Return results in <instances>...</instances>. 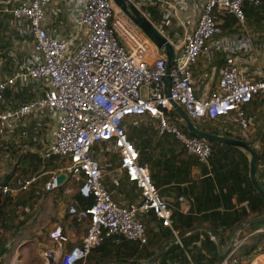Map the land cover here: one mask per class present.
<instances>
[{
  "label": "built area",
  "instance_id": "2783aa9c",
  "mask_svg": "<svg viewBox=\"0 0 264 264\" xmlns=\"http://www.w3.org/2000/svg\"><path fill=\"white\" fill-rule=\"evenodd\" d=\"M127 2L148 21V8L155 9L163 19L159 29L169 27L172 19L182 29L178 42H169L174 51L169 92L166 53L113 0H0V25H6L2 39L9 53L8 58H0V142L30 115L51 120L47 127L52 141L43 151L42 170L53 158L66 163L51 173L42 190L53 192L68 181L82 200L92 201L86 207L77 201L67 206V216L86 225L84 238L66 249L69 239L55 228L49 233L55 246L43 252L44 264H86L92 251L109 238L144 245L148 212L163 227L171 228L172 211L130 138L129 127L135 119L153 127L158 136H172L186 153L206 164L211 144L183 129L171 102L190 121L219 122L224 125L219 130L248 139L254 126L247 105L264 100V79L253 80L248 67L234 61L217 70L211 91L198 94L196 89L208 73L214 52L232 56L253 52L252 47L240 46L237 36H224L222 27L229 15L244 25L245 4L257 8L263 0H198L190 29L177 14L184 0ZM61 13L66 14V23L58 21L65 17ZM241 31L249 38L243 27ZM252 61L259 63L255 56ZM199 63L205 65L204 72L196 75ZM20 92L28 98L24 103L16 98ZM109 153L118 158L116 174L138 190L137 201L122 205L114 200L106 183L109 174L104 171ZM60 175H65L61 184ZM38 178L32 176L17 186L0 183V197L27 191ZM247 240L248 236L236 237L219 264H237Z\"/></svg>",
  "mask_w": 264,
  "mask_h": 264
},
{
  "label": "crops",
  "instance_id": "0c3cea01",
  "mask_svg": "<svg viewBox=\"0 0 264 264\" xmlns=\"http://www.w3.org/2000/svg\"><path fill=\"white\" fill-rule=\"evenodd\" d=\"M173 1L165 0L169 4ZM197 6L198 0H184L181 10L177 11L189 29L193 27ZM148 10L156 13L153 8ZM244 14L246 26L227 16L223 35L237 36L240 46L252 47L253 52L245 56L214 52L213 60L206 68L208 73L196 87L198 94L211 91L217 82V70L231 61L247 66L253 80L264 79L263 60H259L258 66L252 61V56H261L264 47V0L257 8L245 4ZM62 15L65 17L60 16L58 21L66 23L67 16ZM149 21L156 28L163 26L161 16L152 20L150 16ZM171 21L169 27L158 30L175 44L182 36V29L175 19ZM239 26L249 38L242 36ZM203 66L200 63L196 66V75L204 72ZM247 114L254 126L248 139L219 130V126H224L219 122H191L203 133L248 144L257 155L256 179L264 191V142H261L264 141V100L255 99L248 104ZM37 117L30 115L24 120L28 123L23 126L28 131L26 142H9L10 138L0 142V183L17 186L39 175L38 182L27 191L14 197H0V264H44L43 252L55 246L49 238L55 228H60L69 239L66 249L80 244L86 232L85 224L71 220L66 213L67 206L73 201L82 207L88 206L79 200L75 185L64 181L53 192L42 190L51 173L63 167L66 161L53 158L47 163L46 171L42 170V154L51 143L52 134L47 133L44 142L43 127ZM129 134L139 151L140 162L147 166L159 194L172 211V226L170 229L163 227L148 212L144 216L146 244L110 241L108 261L101 262L99 253L92 251L86 264H219L230 252L234 239L247 236L248 240L237 256V264H250L256 260L264 263V232L257 233L260 229L264 231V223L238 230L246 222L264 216V200L250 182L248 152L209 142L211 155L206 164H201L172 136H158L153 127L138 119L129 127ZM108 166L109 170L104 167L106 175L109 174V183L107 180L106 183L114 200L122 205L137 201L138 190L116 174L118 158L110 153Z\"/></svg>",
  "mask_w": 264,
  "mask_h": 264
},
{
  "label": "water",
  "instance_id": "95a60500",
  "mask_svg": "<svg viewBox=\"0 0 264 264\" xmlns=\"http://www.w3.org/2000/svg\"><path fill=\"white\" fill-rule=\"evenodd\" d=\"M115 5L151 40V42L159 49L163 50L167 55V64H166V74H167V84H168V92L170 87V78L169 72L170 68L174 62V51L172 45L169 41L152 25L150 21H148L145 17H143L135 7L130 5L127 0H113ZM172 107L180 117L186 131L190 136L198 137L201 139H205L211 143H220L229 146H235L244 149L250 155V182L253 189L257 192V194L264 200V191L261 188L259 182L256 179L257 172V155L255 151L245 142L223 138L218 136H213L210 134L203 133L197 130L192 122L188 119L184 111L177 106L175 103L171 102ZM65 179V175H60L58 177V182L61 184ZM264 223V216L255 218L246 222L243 226L238 228V230L243 229L244 227L261 224ZM234 235L231 236L233 239Z\"/></svg>",
  "mask_w": 264,
  "mask_h": 264
},
{
  "label": "rangeland",
  "instance_id": "374dc122",
  "mask_svg": "<svg viewBox=\"0 0 264 264\" xmlns=\"http://www.w3.org/2000/svg\"><path fill=\"white\" fill-rule=\"evenodd\" d=\"M179 12V11H178ZM147 13L151 16V20L152 19H154V17H157L158 18V14L157 13H154V12H151L150 10H147ZM172 21H174V19H172ZM171 21V22H172ZM176 21V23H178L177 22V20H175ZM4 25H0V53H3L2 55H0V58H8V55H9V53H8V49H6L7 48V45L5 44V42L3 41V39H2V33H3V31H4V29H5V23H3ZM244 26H246V24H244ZM255 27H257V26H255ZM258 28V27H257ZM239 29L241 30V27L239 26ZM246 29L248 30L249 28H247L246 27ZM256 29V28H255ZM250 30V29H249ZM248 30V31H249ZM259 30H260V28H259ZM257 31V30H256ZM257 59L258 60H263V64H264V47H263V49H262V51H261V56H257ZM255 65H259L258 63H255ZM263 66V65H262ZM25 93V92H24ZM23 93V95L24 96H26L25 94ZM40 116H38L37 118H39ZM49 121H51V120H49V119H47V118H40L39 119V121H38V123H39V125L41 126V127H43V129H42V134H43V139H44V142H46L45 141V135L48 133H50V134H52V131L49 129V127H47V122H49ZM193 123L194 122H197V121H192ZM26 124H28V123H22L21 125H19V127H17L14 131H13V133L10 135V134H8L7 135V138H10L11 140H9V142H14V140L16 141V142H26L27 141V133L26 132H28L27 131V128H24L23 126L24 125H26ZM22 127L24 128V129H22ZM38 138L40 139V137L38 136ZM51 139V138H50ZM261 142H264V141H261ZM107 161V160H106ZM104 166L106 167V169L107 170H109V166L107 165V163L106 164H104ZM106 180H107V182L109 183V176L108 177H106ZM35 252L36 253H38V249L37 248H35Z\"/></svg>",
  "mask_w": 264,
  "mask_h": 264
},
{
  "label": "trees",
  "instance_id": "16d2710c",
  "mask_svg": "<svg viewBox=\"0 0 264 264\" xmlns=\"http://www.w3.org/2000/svg\"><path fill=\"white\" fill-rule=\"evenodd\" d=\"M24 92H20L16 95V98L21 102L24 103L28 100V98H26L23 95ZM25 94V93H24ZM79 200L84 204V205H90L92 203V201H84L79 197ZM119 241L120 243H130L129 241L126 240H122L120 238H109V239H104L100 246L97 247L95 250H93V252H97L99 253V259L101 260V262L104 261H108L109 260V242L110 241ZM133 243V242H131ZM137 244V243H136Z\"/></svg>",
  "mask_w": 264,
  "mask_h": 264
}]
</instances>
